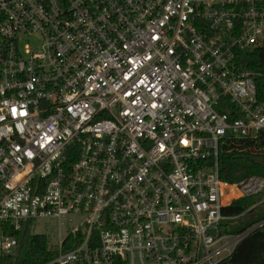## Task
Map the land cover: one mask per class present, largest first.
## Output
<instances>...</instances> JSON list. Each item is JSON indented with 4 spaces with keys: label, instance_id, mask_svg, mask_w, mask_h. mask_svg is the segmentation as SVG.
<instances>
[{
    "label": "built area",
    "instance_id": "2783aa9c",
    "mask_svg": "<svg viewBox=\"0 0 264 264\" xmlns=\"http://www.w3.org/2000/svg\"><path fill=\"white\" fill-rule=\"evenodd\" d=\"M263 69L264 0H0L2 253L73 214L46 264H222L254 229L224 208L264 191L220 174L264 146Z\"/></svg>",
    "mask_w": 264,
    "mask_h": 264
},
{
    "label": "trees",
    "instance_id": "16d2710c",
    "mask_svg": "<svg viewBox=\"0 0 264 264\" xmlns=\"http://www.w3.org/2000/svg\"><path fill=\"white\" fill-rule=\"evenodd\" d=\"M260 62L259 59L257 64L251 63L247 67L260 69ZM259 91L264 95V84L259 85ZM220 174L229 183H239L252 174L264 176V146L256 147L246 141L225 145L220 155ZM224 213L237 218L243 216L238 230L248 228L256 220H263L264 191L233 200L224 208ZM4 226H7L5 232L19 239L20 246L14 255L1 253L0 264H46L57 253L47 235L35 234L28 229L15 232L10 226ZM222 264H264V223L244 237Z\"/></svg>",
    "mask_w": 264,
    "mask_h": 264
},
{
    "label": "rangeland",
    "instance_id": "374dc122",
    "mask_svg": "<svg viewBox=\"0 0 264 264\" xmlns=\"http://www.w3.org/2000/svg\"><path fill=\"white\" fill-rule=\"evenodd\" d=\"M261 203L258 202L256 205ZM243 216H241L242 218ZM240 216L233 221V229H237L242 222ZM81 221L80 215H73L70 214L69 216H65L62 218L48 216V217H41L38 219L33 220L31 224V232L35 234H45L48 236L49 243L51 245L58 244L59 240L63 238L67 231L76 227L79 222ZM264 223L263 220H256L248 228H257L260 227ZM1 232H0V254L3 252L1 246Z\"/></svg>",
    "mask_w": 264,
    "mask_h": 264
}]
</instances>
